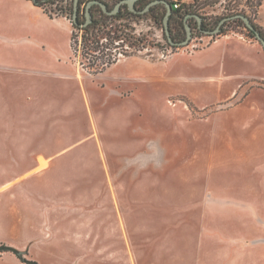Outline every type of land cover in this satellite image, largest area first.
I'll return each mask as SVG.
<instances>
[{"label":"rangeland","instance_id":"374dc122","mask_svg":"<svg viewBox=\"0 0 264 264\" xmlns=\"http://www.w3.org/2000/svg\"><path fill=\"white\" fill-rule=\"evenodd\" d=\"M84 1L82 8L87 4ZM104 1L113 7L119 0ZM241 2L239 7L248 9L245 0ZM2 3L5 1L0 0V245L14 247L27 259L45 264H97V257L119 254L117 240L109 238L111 232L106 230L104 236L98 232V236L96 231V202L104 186L99 181L109 176L111 189L126 192L129 187L137 195L159 198L160 210L153 209L149 215L144 212L137 223L146 222L148 229L152 226L153 239L171 240L182 234L181 241L193 243L199 226L208 239L207 235L213 236L215 230L222 233L220 227L234 222L235 216H225L220 209L232 190L233 194L239 192L234 179L239 166L227 148L242 142L240 135L230 133L240 130V117L227 110L235 103L226 102L228 83L212 77L222 73L218 66L203 67L206 56L189 54L169 65L118 62L96 77L98 73L88 67L94 57L78 43L73 59L84 72L79 76L77 69L61 66L56 59L70 49L69 37L58 32L57 40L40 42L37 35L25 30L27 16L6 11ZM235 3L219 0L206 5L201 13L211 21L230 13L229 7ZM45 7L52 9L51 5ZM260 8L264 17V1ZM252 11L249 13L254 14ZM117 26L119 34L146 37L139 45L125 38L115 40L109 52L119 58L128 53L163 60L175 52L194 53L216 39V35L199 31L193 22L191 42L184 47L170 46L161 14L157 20L152 14H133L109 25L112 30ZM235 28L237 31L230 32L249 38L241 32L245 28ZM182 36L183 31L177 39ZM139 74L147 79L135 77ZM122 77L135 82L136 89L124 88L132 94L118 98L113 86L122 87L115 84ZM247 139L250 145L264 144V137ZM48 159L59 163L52 167L53 174L48 172ZM104 161L105 171L99 169ZM54 189L65 190V194ZM59 197L66 201L62 204ZM105 198L110 197L106 194ZM79 216L88 226L85 231L76 230ZM176 222L178 231L173 227ZM49 224L56 230L50 231ZM65 227L71 230L65 231ZM214 236L221 239L216 233Z\"/></svg>","mask_w":264,"mask_h":264},{"label":"crops","instance_id":"0c3cea01","mask_svg":"<svg viewBox=\"0 0 264 264\" xmlns=\"http://www.w3.org/2000/svg\"><path fill=\"white\" fill-rule=\"evenodd\" d=\"M4 1L2 6L6 11H12L22 17L27 16L25 30L37 35L40 42L57 40L55 35L58 32L66 38L69 37L70 49L66 50L62 57L56 55V59L61 66L77 69L79 76L84 74L78 62L73 59L72 34L74 27L68 17L51 16L44 7L36 5L32 0ZM258 23L264 27L261 8L259 9ZM205 37L208 38V36ZM193 51L194 53L189 52L188 54L186 51L175 52L163 60L131 54L119 58L110 66L118 62L133 60V64L160 65L168 63L169 65L176 58L199 54L207 58L203 61L205 63L201 64L204 65L203 67H219L222 73L212 77L228 83L226 102L235 101V103L227 110L232 111L234 116L240 117V130H232L230 133L231 135H240L242 142L239 146H229L227 152H231L232 160L238 164L237 167L239 166L234 172L236 173L234 179L239 183L238 191L241 193L233 194L232 190V195L225 198L227 201L225 207L220 209L223 211V215L235 216L236 219L233 220V223H227L220 227L222 233L215 230L216 235L220 236V240H216L215 233L213 236L207 235L208 239H205L201 234L203 226H199V236L193 243L181 241L182 234L171 240L153 239L152 226L148 229L150 225L148 226L146 222L145 224L137 223L141 221L144 212L151 214L153 209L160 210L161 206L157 205L159 198L157 200L153 195L148 194L137 195L129 187H126V192H122L120 188L111 189L109 186L111 177L102 178L99 182L104 186L100 189L96 202V231L97 233L102 232V236L106 230V232H111L109 238L113 237L117 240L116 246H118L119 254L97 257V264H264V144L250 145L247 139L252 136L259 141V137H264V49L258 41L246 38L237 32H230L218 36L207 46ZM179 54L181 56L177 57ZM104 71L98 73L96 77L101 76ZM135 77L146 78L143 74L135 75ZM118 81L115 84H121L122 87L113 86L114 96L118 98L128 97L127 93L132 94V91L124 90V88L136 89L134 87L136 83L130 79L124 80L122 77ZM239 92H241L240 96H238ZM238 97H240L239 100H237ZM184 106L188 111L186 104ZM63 150H67V148ZM41 163L42 166L46 165V161L42 160ZM58 164L56 160L48 159V172L53 174L51 169ZM100 168L105 171V161L100 163ZM115 176L117 180L122 181L121 176ZM98 178L100 177L98 176ZM55 191L58 194H65L64 191ZM106 194L110 198L106 199ZM59 199L63 201L62 204L66 201L64 197H59ZM223 209H229V212ZM81 216L75 220L80 225L76 230L85 231L88 226L80 220ZM49 220L53 221L51 218ZM144 220L146 221V218ZM55 222L58 224V221ZM55 225L49 224L50 227L47 228L50 231L56 230ZM173 227L177 228V231L180 230V224L177 222ZM64 230L71 229L65 227ZM97 235L99 236V233ZM100 240L104 241L105 239L101 238ZM102 247H105L104 244ZM34 260L39 264H45L42 260ZM0 264L28 263L22 261L14 253L4 251L0 256Z\"/></svg>","mask_w":264,"mask_h":264},{"label":"trees","instance_id":"16d2710c","mask_svg":"<svg viewBox=\"0 0 264 264\" xmlns=\"http://www.w3.org/2000/svg\"><path fill=\"white\" fill-rule=\"evenodd\" d=\"M32 1L36 5L44 7L48 13L49 11L47 10L45 6L51 5L52 3H54V0H32ZM89 1L91 0H87V4L89 3ZM218 1L219 0H204L202 2L201 0H193V2H183V3L179 2L180 3L179 6L176 7L175 6L176 3L171 0V4L173 6V13L170 15L169 24H170V31H171L172 38L174 40L181 41V39H177L176 34H181V32L183 31L184 36L182 37L184 39L186 35V28H185L186 22H188L191 26H192V23L195 22L197 24L196 27L198 28V19L196 15L201 16L202 18V28L203 29H201V32L204 34H207L205 32L207 30H214L220 24L222 19L239 14V13H243L247 15L250 18L251 22L254 24V26L264 36V27L260 25V23H258L257 21L259 17V9L261 5L263 4L264 0H245L244 5L247 6L249 10H251L252 8L253 10L252 12L254 14L249 13V10L244 7L240 8L239 6L242 2L241 0H236V3L232 5L231 7H229L230 13H227L224 16H216L215 18H212L211 21H207V18L201 13V9H203L208 4L214 5ZM74 2L75 0H72V6L70 9L71 13L67 15L68 18L72 21L74 29H77L78 30L77 32H79L77 33L73 29V34H72L73 51L76 54V51L78 50L77 44L81 43V46L85 49V52L91 55L92 58L94 57L93 62L91 61L88 64V67L92 73H95V74L100 73L104 71L107 67L112 65L113 63L117 62L120 55L118 54L116 56H112V54L109 52L110 46L114 44L115 40L119 41L125 38L126 40L130 41L131 44H134V45L142 44L146 40L145 36L144 37L137 36L135 34H128V33L123 34V32L119 34L118 26L115 28V30H112L113 28L109 27L111 22L115 20H120L121 18H124V17H132L133 14L129 12L128 5L123 4L119 14L109 15V14H106L102 10L99 4L95 3L91 7L92 22L89 25L84 26L83 24L86 21V7L82 8L83 7L82 5L86 3V1L80 0L78 17L76 18V20L72 19L74 15ZM105 2L108 4L110 9H112L116 5V3H114V6L111 7L107 1ZM166 12H167V7L163 6V10L161 11V13H159L161 14V16H163V28H164V16ZM148 14H152L156 20L158 19V15L155 13L154 10L151 9L150 13ZM60 16H63V15H60ZM230 24H234L231 30L228 28ZM121 25H124V24H121ZM125 25L129 26L127 24ZM235 27L245 28L247 31L246 32L241 31V32L245 33V35L249 37L250 39H253L259 42V40L256 38L255 33L252 30L248 29L246 27L245 22L240 18L226 20L223 24H221L219 28V32L216 34H213L212 36L216 35V38H217L218 36L227 34L232 30L237 31ZM130 28L132 30L134 29L132 26H130ZM175 28L177 29L176 34L174 33ZM165 37L167 39L166 34H165ZM169 45L174 46V45H171V43ZM174 47H178V46H174ZM123 55H130V54L123 53ZM0 251H12L15 254H17L18 257L22 261L27 262L28 264H39L35 260H30L24 257L23 251H20L14 247L7 246V245H0Z\"/></svg>","mask_w":264,"mask_h":264},{"label":"water","instance_id":"95a60500","mask_svg":"<svg viewBox=\"0 0 264 264\" xmlns=\"http://www.w3.org/2000/svg\"><path fill=\"white\" fill-rule=\"evenodd\" d=\"M137 1L138 0H120V1H118V3H116V5L112 9H110L108 4L104 0H91V1H89V3L86 6V21H85V23L83 25L87 26V25H89L92 22L91 7L95 3L99 4L101 6L102 10L106 14L116 15V14H118L121 11V7H122L123 4L128 5L130 10L136 11V2ZM158 1L159 0H155L152 3H150L144 10L141 11V13H144L145 11H147L151 4H154V3L158 2ZM165 3L167 5V12H166V14L164 16V28H163L164 34L167 35V39L171 43V45L178 46V47L187 46L191 42V40L193 38V28H192V26L188 22H186L185 23L186 38L184 40H181V41L174 40L172 38V35H171L170 24H169L170 15L173 13V6H172L171 2H167L166 1ZM79 4H80V0H75V2H74V15H73V18H72L73 20H76V18L78 17ZM196 17L198 19V28L201 30V29H203L202 28V18H201V16H198V15H196ZM238 18L242 19L245 22L246 27L248 29L252 30L255 33L256 38L259 40V42L261 43V45L264 48V36L254 26V24L251 22L250 18L247 15L243 14V13H239V14H236V15H233V16L226 17V18L222 19L220 24L214 30H207L205 33L210 34V35L216 34V33L219 32V28H220L221 24H223L226 20H228V19H238Z\"/></svg>","mask_w":264,"mask_h":264},{"label":"flooded vegetation","instance_id":"af4514ba","mask_svg":"<svg viewBox=\"0 0 264 264\" xmlns=\"http://www.w3.org/2000/svg\"><path fill=\"white\" fill-rule=\"evenodd\" d=\"M153 1L155 0H138L136 2V11L134 10H130V8L128 9L130 13L132 14H135V15H142V14H148L150 13L151 9L155 11V13L157 15H159V13H161V11L163 10V6L164 7H167L166 5V1L167 2H171V0H159L158 2L154 3V4H151L148 8L147 11H145L144 13H141L142 10H144L150 3H152ZM161 6V7H159ZM120 13V12H119ZM118 13V14H119ZM199 31H201L199 28H198ZM174 33L176 34V31L174 30ZM193 33H194V29H193ZM177 35V34H176ZM184 36V35H183ZM179 37V36H178ZM181 40H184L186 38V35L183 39V37H180ZM177 41V40H176Z\"/></svg>","mask_w":264,"mask_h":264},{"label":"built area","instance_id":"2783aa9c","mask_svg":"<svg viewBox=\"0 0 264 264\" xmlns=\"http://www.w3.org/2000/svg\"><path fill=\"white\" fill-rule=\"evenodd\" d=\"M176 3L175 6H179V0H174ZM72 6V0H54V3L51 4L52 9H50L49 13L52 16H66L71 13L70 9ZM123 40V39H122Z\"/></svg>","mask_w":264,"mask_h":264},{"label":"bare ground","instance_id":"6f19581e","mask_svg":"<svg viewBox=\"0 0 264 264\" xmlns=\"http://www.w3.org/2000/svg\"><path fill=\"white\" fill-rule=\"evenodd\" d=\"M45 164V163H44Z\"/></svg>","mask_w":264,"mask_h":264}]
</instances>
